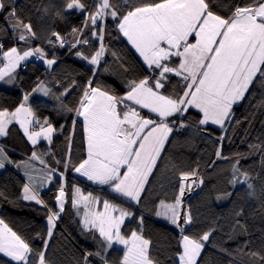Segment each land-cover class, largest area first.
<instances>
[{"label":"snow or ice","instance_id":"snow-or-ice-1","mask_svg":"<svg viewBox=\"0 0 264 264\" xmlns=\"http://www.w3.org/2000/svg\"><path fill=\"white\" fill-rule=\"evenodd\" d=\"M125 4L130 6L121 11L114 0H92L90 6L83 0H63L56 15L63 18L64 12L72 14L75 11L84 15V22L80 28L71 30L70 40L55 31L51 33L54 39L48 40L49 44L67 47L70 52L75 49L73 55L93 66L91 76L79 86L80 95L75 104L69 102L73 88L77 87L75 80L71 85L65 84L60 95L56 96L61 112L82 118L85 158L73 161L70 143L63 159H57L49 150L37 148L41 140L51 146L57 128L47 118L36 117L29 105V94H23V102L14 110L0 109V137H6L8 126L17 123L32 146L30 161L21 165L14 162L7 155L8 150L0 145V170L7 165L33 167L31 161H38L46 169L41 170L38 185L33 184L34 178L29 175V183L22 188L25 201H34L47 210L48 230L42 247L33 249L0 220L3 225L0 254L15 264H50L45 256L47 239L52 237L66 205L80 217L82 232L91 233L90 238L97 244L94 251L84 253L79 264H96L97 261L99 264H113L109 255L113 245L124 248L119 264H158L149 252L151 241L142 234L143 215L137 216L135 212L102 200L91 192L85 194L75 185L66 190V173L71 169L87 181L106 186L111 193L141 205L149 177L174 131L179 133L195 127L201 133L210 134L211 129L207 126H218L222 134L217 138L215 155L217 159H228L222 156L220 149L225 139L223 133L229 131L228 126L239 123L233 107L245 101L246 96H251L250 89L254 86L264 87V0L235 4L227 16L218 13L214 0H145L139 4L125 0ZM0 12L5 13L7 30L16 34L18 41L27 45L36 37L32 24L21 19L9 0H0ZM109 19L145 66L143 73L125 78L122 95L97 79L98 73L108 71L101 64L102 57L106 53L116 57V53L109 52L103 43ZM91 39L97 41L98 48L93 47ZM33 56H39L49 68L57 64L55 53L53 58L45 59L46 53L40 47L28 50L12 46L4 50L0 44V63L3 64L0 81L15 83V70L22 61ZM121 68L128 71L123 62ZM35 91L45 96L50 94L43 82ZM62 97H68V100ZM190 110L196 112L197 119H190ZM71 123L74 131L76 119ZM68 139L71 140V135ZM260 151L264 152V145L260 146ZM48 155L52 156L54 165L48 163ZM239 165L240 159L236 158L230 183L246 186L249 195L255 196L251 177ZM178 179L173 201L169 203L161 199L154 214L180 230L182 251L178 264H197L214 229L197 235L185 234L186 229L191 232L196 226L190 208L184 207L185 193L186 190L190 193L193 185H202L203 180L197 169L180 172ZM53 183L56 195L50 206L41 199L40 192ZM3 197L4 194L0 193V198ZM241 214L242 209L236 213L237 216ZM126 220L129 221L128 228H125ZM132 222L137 228H131ZM236 223L240 224V221Z\"/></svg>","mask_w":264,"mask_h":264},{"label":"trees","instance_id":"trees-1","mask_svg":"<svg viewBox=\"0 0 264 264\" xmlns=\"http://www.w3.org/2000/svg\"><path fill=\"white\" fill-rule=\"evenodd\" d=\"M83 2L89 6L92 4V0ZM143 2L145 0H131V3L135 4ZM247 2L248 0H214V5L220 15L227 16L233 5ZM114 3L121 11H126L130 6L125 4V0H114ZM9 4L16 7L18 15L24 22L32 24L36 37L30 39L27 45L23 41H18L16 34L7 30L5 13L0 12V44H3V49L7 50L12 46L28 50L40 47L46 53L45 59L53 58L55 53L58 61L48 73L42 64L24 63L16 86L10 90L0 88V109L14 110L23 102V94H32L43 82L51 91L50 100L32 98L30 106L36 117L47 118L57 128V135L51 146L40 143L37 148L49 150L55 153L57 159H63L70 143L71 159L81 160L86 157L83 124L73 114L59 110L60 103L56 96L60 95L65 84L71 85L75 80L77 87L73 88L69 101L75 104L80 95L79 86L85 84L91 76L90 70L93 66L73 55L75 49L70 52L67 47L49 44L48 40L54 39L51 37L53 31L60 33L65 40H70L69 33L73 28H80L84 22V15L73 11L72 14L64 12L63 18L57 16L56 12L63 4V0H9ZM106 24L103 43L109 52L116 53V57L107 53L102 57L101 64L107 67L108 71L98 73L97 79L116 94L122 95L125 92V78L143 73L145 66L142 58L113 26L114 22L109 19ZM84 34L87 35V30ZM90 42L93 47L98 48L95 39H91ZM121 62L128 66L127 72L121 68ZM250 92L251 96H246L245 101L233 107L234 117L239 123L229 125V131L223 133L225 139L220 151L222 156H227L228 159H217L215 155L218 147L217 138L222 134L218 126L208 125L207 127L211 129L210 134L201 133L197 128L191 127L179 133L174 131L173 136L169 138L165 152L162 153L150 177L142 204L137 211L132 209L137 216H144L142 234L151 241L149 252L158 264H178V256L182 249L180 230L172 224L160 221L154 212L161 199L170 203L177 195L179 173L192 169L198 170L203 184L193 185L190 193L186 191L187 195H191L184 202V207L190 208L196 226L191 232L186 229L185 234L197 235L214 229L209 241L205 242L197 264H264V259H261L264 257V152L260 151V146L264 145V87L254 86ZM62 99L68 100V97ZM190 111V119H197L196 112ZM73 119H76L74 131L71 123ZM8 133L2 144L10 150L11 159L18 162L30 158L32 146L18 127L12 125ZM250 145L257 147L253 148ZM236 158L240 159V168L251 177L255 186V196L249 195L246 186L240 183L233 186L230 183ZM46 159L50 165L55 164L51 155ZM66 180L69 185L73 181L79 182L71 169L66 173ZM25 184L26 179L13 166L5 168L0 173V193L4 194V197L0 198V220L28 242L30 247L40 249L45 243L44 238L48 230L47 210L41 205L23 199L22 188ZM92 191L106 197L112 203L119 204L118 199L109 191L102 192L96 189ZM227 193L231 195H225ZM55 195V183L40 192L41 199L50 206L54 204ZM218 196L221 198L217 199ZM241 209L242 214L237 216L236 213ZM237 220L240 224L236 223ZM128 225L129 222L125 224V228H128ZM131 228H137V224L132 222ZM90 236L91 233L82 232L79 217L66 205V211L57 221L52 237L47 239L46 260L50 264H79L86 251H94L97 247ZM123 252L122 249L113 247L109 253L113 264H119ZM0 264L15 262L0 254Z\"/></svg>","mask_w":264,"mask_h":264},{"label":"crops","instance_id":"crops-1","mask_svg":"<svg viewBox=\"0 0 264 264\" xmlns=\"http://www.w3.org/2000/svg\"><path fill=\"white\" fill-rule=\"evenodd\" d=\"M29 50H33V49H29ZM26 62H29V63H31V62H37L38 64H42L43 66H44V68H46V70H49L48 72H51V70H52V68L54 67V65L51 67V68H49L48 67V65L45 63V61L44 60H41L40 58H39V56H33V57H30V58H28V60H26V61H22L21 62V64H20V67H18L16 70H15V75H16V77H17V81H18V78H19V76H20V74H21V67H22V65L24 64V63H26ZM3 67V64H1L0 65V68H2ZM23 72V71H22ZM17 81L15 82V83H13V84H7V83H5V82H3V81H0V88H3V89H12L14 86H16V84H17ZM10 86H12L11 88H9ZM38 87V86H37ZM36 87V88H37ZM35 88V89H36ZM30 95V100H29V105H30V102H31V100H32V98H39V99H41V100H43V101H49L50 100V98H51V91H50V94L48 95V96H45V95H43V93L42 92H36L35 90L32 92V94H29ZM78 119H80V118H78ZM12 125H16L17 127H18V129H19V131L21 132V134L24 136V138L27 140V142L31 145V143H30V141H28V139H27V136L24 134V131H23V129L20 127V125L19 124H17V123H12L11 125H9L8 126V131H9V128L12 126ZM53 125V124H52ZM54 126V125H53ZM55 127V126H54ZM32 129L30 128V131H31ZM36 130H38V128L36 129ZM56 135H57V132L56 133H54V135H53V140L55 139V137H56ZM8 136V135H7ZM6 136V137H7ZM6 137H0V145H2V146H4L7 150H8V148L4 145V144H2V140L4 139V138H6ZM53 142V141H52ZM40 143H46L45 141H43V140H41V142ZM38 146V145H37ZM9 151L10 150H8L7 151V155L10 157V155H9ZM30 161V158H27V159H24V160H20V161H18V163H20L21 165H25L26 163H28ZM158 163V162H157ZM31 164L33 165V167H34V169L35 170H33V167H20V168H17V167H15V165H7L5 168H11L12 166L13 167H15L16 169H17V171L18 172H20L21 173V175L24 177V178H26V179H28V176L30 175V176H32L34 179H33V184H36V185H38L39 184V182H40V177H41V175H42V169L44 170V171H46V169H44V166H42V165H40L39 164V162L38 161H31ZM4 169H2V170H0V173L3 171ZM28 173V175H26L25 173ZM154 172V171H153ZM153 174V173H152ZM74 175L76 176V178L79 180V182H82V183H85L86 184V186H87V188H85L84 190H82L85 194H87L88 192H91L93 195H95V196H97V197H99L100 199H102V200H108L106 197H104V196H99L98 194H95V193H93V191L91 190V189H93V187H95V186H93L94 184L92 183V182H89V181H87L86 180V178H84V179H81L80 177H78L77 175H76V173H74ZM151 177V176H150ZM150 177H149V179H150ZM54 180H55V178H54ZM28 181H29V179H28ZM67 181V180H66ZM70 182V181H69ZM27 183H29V182H27L26 181V184ZM72 185H75L76 186V183H74V181L73 182H71L70 183V185H69V183H68V181H67V185H66V190H67V187H70V186H72ZM147 186H148V184L146 185V188H147ZM48 187H50V185H48V186H46V187H44L41 191H44L45 189H47ZM95 188H97V187H95ZM101 188V187H100ZM146 188H145V190H146ZM99 191H102V192H104V191H109L107 188H106V186H104V189L103 188H101V189H99V188H97ZM110 192V191H109ZM188 195H190V194H188ZM188 195H186V193H185V201H186V199H187V196ZM22 197H23V191H22ZM121 199H123V200H125L126 201V198H122V197H120ZM109 201V200H108ZM184 201V202H185ZM27 202H32V203H35L34 201H27ZM110 202V201H109ZM127 204H130V203H128L127 202ZM81 211H83V209H81ZM157 217V216H156ZM160 221H162V222H164V223H167V224H170L167 220H165V219H163L162 217H157ZM79 219H80V217H79ZM56 224H57V222H56ZM0 229H2V225H0ZM123 247V246H122ZM119 249H122V248H120V247H118ZM123 251H124V248L122 249ZM178 259H179V256H178Z\"/></svg>","mask_w":264,"mask_h":264},{"label":"rangeland","instance_id":"rangeland-1","mask_svg":"<svg viewBox=\"0 0 264 264\" xmlns=\"http://www.w3.org/2000/svg\"><path fill=\"white\" fill-rule=\"evenodd\" d=\"M119 4V3H118ZM52 49H53V46L51 47ZM57 61H58V59H57ZM48 71L49 70H47L46 71V73H48ZM12 86H10L9 88H11ZM8 90H10V89H8ZM235 106H237V105H235ZM234 116H235V114H234ZM79 120H81V123H82V118H80ZM83 124V123H82ZM78 177H80L79 176V174H76ZM81 179H84V177H80ZM26 179V178H25ZM26 181L27 182H29L28 181V179H26ZM149 181H150V179L148 180V183H149ZM76 186H78V187H80L82 190H84L85 188H87V186H86V184L85 183H82V182H78V183H76ZM93 186H95V187H97V188H99V189H101V188H103L104 189V186H100V185H96V184H94ZM93 188V189H96V190H98L97 188ZM101 187V188H100ZM193 187V186H192ZM107 188V187H106ZM92 189V190H93ZM113 195H114V197L116 198V199H118V202H119V204H117V205H119L120 207H123V208H126V209H129L130 211H132V212H134L132 209H134L135 211H137V209L139 208V205H135L133 202H128V201H125V200H123V199H121L119 196H117L116 194H114V193H112ZM191 195V194H190ZM190 195H188L187 196V198L190 196ZM187 200V199H186ZM127 202L128 203H130V204H127ZM129 221H125V224L126 223H128ZM113 247H120V248H122L123 249V247H122V245H113Z\"/></svg>","mask_w":264,"mask_h":264},{"label":"water","instance_id":"water-1","mask_svg":"<svg viewBox=\"0 0 264 264\" xmlns=\"http://www.w3.org/2000/svg\"><path fill=\"white\" fill-rule=\"evenodd\" d=\"M187 191V190H186ZM186 195H187V193H186ZM184 201H185V197H184Z\"/></svg>","mask_w":264,"mask_h":264}]
</instances>
